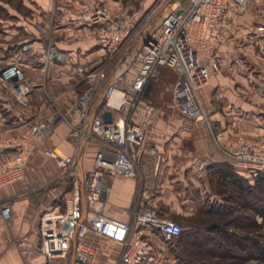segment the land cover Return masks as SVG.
<instances>
[{
  "label": "crops",
  "instance_id": "1",
  "mask_svg": "<svg viewBox=\"0 0 264 264\" xmlns=\"http://www.w3.org/2000/svg\"><path fill=\"white\" fill-rule=\"evenodd\" d=\"M19 1L28 10L27 13L13 4L7 5L9 13L16 17L9 20L3 32L8 33L7 37H15L11 45L25 42L22 46L25 50L22 52L25 56L21 60L22 65L37 80L39 75L45 74L42 78H47V81L44 80L48 87L47 94L61 107H68L88 84V71L108 64L105 77L98 79L92 90L89 116L104 109V90L114 74L123 72L125 81H133L135 55L147 33L159 21L158 17L147 25H140L136 36L110 52L105 45L98 43L89 26L78 19L76 11L82 0ZM153 1L105 0L114 12L140 14ZM37 21L48 25L50 38H44L37 32L34 27ZM20 27L29 28L31 32L34 30L38 36L18 40ZM231 27V33L220 41L218 48L222 61L216 69L211 70L210 84L200 89L199 98L208 110V119L221 127L224 133L257 137L264 134V82L261 81L264 76V0H248L243 9L234 11ZM49 47L55 48L58 56L48 57L44 70L38 56ZM236 57L242 61L240 66L234 61ZM180 77L172 67L164 65L157 76L145 85L150 86L149 92H142L134 111L128 113L129 108L122 105L111 109L112 119L129 117L131 121L139 123L144 128L145 140L139 147L130 146L131 151L136 150L139 154L136 163L138 174L135 177L122 174L109 176L110 190L101 201H96L94 210L133 223L137 208L141 205L153 206L160 216L179 222L184 230L198 215L199 208L208 203H221L226 196L224 190L238 188L244 194L241 186L236 187L238 180L252 184L254 177L246 169L234 167L215 149L206 123L189 118L180 111L176 97L173 99L169 89L171 86L176 88ZM40 87L41 83L29 95L31 102L27 111L15 114L17 125L1 131L0 138L18 134L32 119L45 117L48 105L39 98ZM149 105L154 110L148 111ZM68 112V124H57L48 136L35 139V145L23 166V178L0 187V198L13 197L10 223L0 218V264H73L70 256L49 260L38 248L42 212L63 211L66 208L65 197L73 185L82 187L94 165L95 152L101 145V141L90 133L89 127L81 122L78 113L74 110ZM47 146L63 156H75L69 173L61 175L58 172L53 159L44 153ZM201 158H208L211 165L228 162L229 166H209L208 172L202 173L195 168ZM144 189L148 193L145 199L141 196ZM80 203L83 214L88 216L89 206L84 196ZM235 210L243 212L245 216L247 214L244 206ZM256 219L259 222L258 214ZM139 231L153 248L154 257L149 264H190L182 255L186 247L177 243V237L165 241L162 233L150 226H140ZM84 234L97 249L91 264H119L121 242L92 229H86ZM21 236H28L34 243L26 259L10 244L12 239ZM238 251L231 248V257L225 255L224 251L222 258L219 255L214 258L217 264H241L238 256L233 255ZM198 257L196 261L200 264H209L205 248L200 250Z\"/></svg>",
  "mask_w": 264,
  "mask_h": 264
},
{
  "label": "built area",
  "instance_id": "2",
  "mask_svg": "<svg viewBox=\"0 0 264 264\" xmlns=\"http://www.w3.org/2000/svg\"><path fill=\"white\" fill-rule=\"evenodd\" d=\"M248 0H185L175 5L172 0H154L147 10L138 12H114L105 0H82L76 15L89 26L98 43L105 45L110 52L116 51L127 39L139 32L140 25H147L159 17V21L145 36L139 52L135 55L136 72L132 82L124 80L123 72L114 74L104 90V109H113L111 97L118 91L121 99L118 106L135 108L144 86L154 79L164 65L172 67L181 75L175 88V102L187 117L206 123L208 132L214 141L215 149L237 168L246 169L251 176L264 171V134L257 137L232 136L215 125L207 117L199 92L211 78V70L222 61L218 52L220 41L231 33L233 12L243 9ZM234 10V11H233ZM43 33L49 28L39 21L35 24ZM58 56L53 47L42 56ZM46 57V58H45ZM237 65L242 61L236 57ZM89 86L72 100L71 107L81 122L89 127L90 133L101 141L95 152L94 165L83 181L82 187L73 185L65 197L66 208L63 211L50 210L41 217L38 248L49 260L70 256L73 264H91L96 247L85 236L86 229H92L122 243L119 264H149L153 260V248L140 226L158 229L165 241L180 234L181 225L164 216H160L155 207L141 205L134 214V222L104 215L94 210L96 201H101L109 192L108 177L122 174L135 177L138 174L136 163L138 153L130 146H141L145 140L144 128L129 117H118L111 122L101 118L103 110L89 116L92 90L98 79L105 77L103 70H90L86 74ZM0 79L10 84L19 104L26 103L33 84L23 78V72L15 63H9L0 71ZM154 110L149 105L148 111ZM58 113H51L45 119L33 121L27 125L24 133L9 138L5 149L0 152V187L24 176L23 166L35 144V139L48 136L61 121ZM80 129H78L79 131ZM63 175L69 173L75 163V156H63L52 147L44 148ZM160 159V156H158ZM209 161L200 159L197 171L205 172ZM84 196L89 206L88 216L81 209ZM143 199L148 197L147 190L141 191ZM12 204L8 199L0 198V218L10 223ZM15 247L21 257L26 259L34 243L27 236L15 239Z\"/></svg>",
  "mask_w": 264,
  "mask_h": 264
},
{
  "label": "trees",
  "instance_id": "3",
  "mask_svg": "<svg viewBox=\"0 0 264 264\" xmlns=\"http://www.w3.org/2000/svg\"><path fill=\"white\" fill-rule=\"evenodd\" d=\"M150 86H144L143 93L148 94ZM224 166L228 167L229 164L213 163L211 167ZM254 183H248L246 180H238L236 187L243 189L244 194L237 188L226 189L225 198L234 200L229 203L220 205L207 204L203 208H199L198 215L194 217L188 228L182 229L177 235V243L184 244L186 249L183 250L182 255L186 257L187 262L190 264H200L196 260L199 258L200 250L206 249L208 258L212 259L219 255L222 258L223 252L225 255L231 257V248L238 249L237 254L240 260H247L251 257L257 261L256 264H264V171L256 176H253ZM232 192V193H230ZM230 194V195H229ZM244 206L246 207V216L243 212L234 211V209ZM219 207L220 212H216L215 208ZM234 214V215H233ZM260 215L263 220L258 223L256 215ZM231 216V217H230ZM230 217V218H229ZM237 221L236 227L240 229L244 223L250 221L254 227L251 231L243 230H229V224ZM253 229V228H252ZM253 232V234L251 233ZM235 256V257H236ZM217 260L208 261L209 264H217Z\"/></svg>",
  "mask_w": 264,
  "mask_h": 264
},
{
  "label": "rangeland",
  "instance_id": "4",
  "mask_svg": "<svg viewBox=\"0 0 264 264\" xmlns=\"http://www.w3.org/2000/svg\"><path fill=\"white\" fill-rule=\"evenodd\" d=\"M9 4L10 5L13 4L16 8H18L22 12H26L27 13V11H28V10H26V8L23 6V4L21 3V1H19V0H0V32H1L0 33V71L2 69H4L5 67H7V65L9 63H15V64H17L19 66V68L21 69V71L23 72V78L33 84V88L28 93L30 96L35 92L36 88L38 87V84L41 83V86L42 87H40V90H39L41 96L39 98L41 100L45 101L46 102V105H48L47 106L48 107V112H47L48 114L46 113L47 115L45 114L44 115L45 117L44 118H41V119H45L49 114L56 112V113H58V115L60 117L59 119H61V121L58 124H65L66 125L69 122V120H68L69 119L68 118V113L69 112L68 111L73 110L72 107H71L72 101H71V104L68 107H61L57 103L56 100L52 99V97H50L47 94V91H46L48 89L47 83H46L47 78H42L43 76L45 77V74L39 75L38 76L39 80H37V79H35L34 75H31L30 73H28L26 71V68L21 63L22 58L25 57L24 56V53H22V52L25 51L22 48V46H24V43L25 42L22 41L21 43H19L17 45H15V44L11 45V42L14 41L13 39L15 37H7L8 33L3 32L5 30V28H6V25L9 22V20H12L14 17H16V16H13L12 14L9 13V11H8V9L6 7ZM39 22L42 23L45 26H48L45 23H43L42 21H39ZM36 23L37 22H35V24ZM35 24H34V27L37 30V32H39L40 35H42L44 38H47V37L50 38L51 37L50 32L49 33H43V32H41L38 28H36ZM36 35L38 36V33L35 34V31L34 30L31 32L29 30V28L25 29L23 27H20L18 29V31H17V39L18 40H22V39L24 40L25 38H31V37H34ZM46 53H47V49H45L44 51H42V53L38 56V60L42 64L41 66H42V68L44 70H45L46 67H43V66L47 64L46 63L47 61L46 62H43L42 61V56L44 54H46ZM107 61H109V60H107ZM107 65L108 64H103V65L99 66L98 67L99 68L98 70H100V71L103 70L104 72H106V70H107V67L106 66ZM43 73H45V71ZM45 79H46V81H44ZM210 81L205 86H209ZM261 81L264 82V76L261 78ZM88 86H89V84H86L84 86V88L80 92H78V96L81 94V92H84L87 89ZM169 89L171 90V95L173 96V99H174V96H175L174 94L176 92L175 91V88L173 86H171ZM29 95H28L27 100H26V103L24 105L19 104L17 102V100H16L15 95L13 94V91H12V89L10 87V84L7 83V82H4L2 79H0V119H1L0 120V132L1 131H5L7 129L9 130V128H13V127H15L17 125V123L15 122V119H16L15 118V114H24L27 111L26 108L29 106V103L31 102V98H30ZM78 96H76V97H78ZM141 97H142V94L139 96V100L141 99ZM216 101L220 102L219 99H217ZM222 101H221V103L223 104ZM3 103H5V105H3ZM203 106L205 107V110L207 112L208 110H207L206 106L205 105H203ZM135 108H133V110L132 109H128V113H130L131 111H134ZM33 121H37V119H32L31 122H33ZM31 122H29V123H31ZM26 128H24V130H22L18 134L9 135V137H1L0 138V152L5 149V145L7 143L6 141L9 140V138H13L15 136H18V135L24 133L25 130H26ZM34 145H33V147H34ZM32 149L30 150V153L28 154V158H29V155L31 154ZM41 157L43 159H45V157H43V156H41ZM28 158H27V160H28ZM201 159H206V160L209 161L208 158H201ZM225 163H228V162H225ZM209 166H211V162L210 161H209ZM208 167H207V169H206L205 172H208V170H209ZM205 172H202V173H205ZM252 183H254V182H252ZM230 189H232V187H230L229 190ZM230 193H232V192H230ZM2 199H8L10 201V203H11L13 197L11 196L10 199L7 198V197L6 198H2ZM232 201H234V200H232ZM232 201H231V199L228 200V199H226L224 197V200L221 203L215 202L214 204L220 205V204H223V203L224 204L225 203H229V205H230V202H232ZM208 204H213V203H208ZM235 209H234V211L236 212L237 210H235ZM48 211H50V210H44L42 212L41 216H40V219H41L42 215L45 212H48ZM216 212L217 213L220 212L219 207L217 209L215 208V214L214 215H216ZM262 220H263V218L261 219V216L259 215V222L258 221L257 222L258 223H261ZM40 223H41V220H40ZM236 224H237V221H233V222H231L229 224V227L228 228H230L231 226H233L231 229H234V230H243L245 232L246 231H251V230H253V232H254V230H255L254 227H252L253 226L252 222H250V221L246 222V224L244 223V226H242L241 229L239 227H236ZM39 226H40V224H39ZM263 230H264L263 227H262V229L260 228V231H263ZM253 232H251V233L253 234ZM15 239L16 238H14V239L11 240V242H10L11 245L13 244L15 246ZM240 263L241 264H256L257 261H255V259L253 257H251V258L247 259L246 261L245 260H240Z\"/></svg>",
  "mask_w": 264,
  "mask_h": 264
},
{
  "label": "water",
  "instance_id": "5",
  "mask_svg": "<svg viewBox=\"0 0 264 264\" xmlns=\"http://www.w3.org/2000/svg\"><path fill=\"white\" fill-rule=\"evenodd\" d=\"M184 1L185 0H172V2L175 5H178ZM101 118L103 119L104 122H111L112 121V111L110 109L103 110V112L101 114Z\"/></svg>",
  "mask_w": 264,
  "mask_h": 264
},
{
  "label": "bare ground",
  "instance_id": "6",
  "mask_svg": "<svg viewBox=\"0 0 264 264\" xmlns=\"http://www.w3.org/2000/svg\"><path fill=\"white\" fill-rule=\"evenodd\" d=\"M121 99V93L120 92H116L110 99V103L113 105V107H117L118 103L120 102Z\"/></svg>",
  "mask_w": 264,
  "mask_h": 264
}]
</instances>
